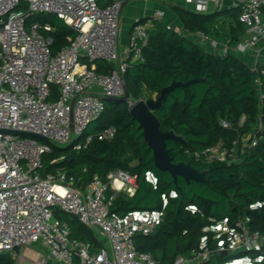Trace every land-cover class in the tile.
Segmentation results:
<instances>
[{
  "label": "built area",
  "instance_id": "2783aa9c",
  "mask_svg": "<svg viewBox=\"0 0 264 264\" xmlns=\"http://www.w3.org/2000/svg\"><path fill=\"white\" fill-rule=\"evenodd\" d=\"M125 1L0 0V130L46 139L0 133V257L13 264L23 263L25 249L35 244L47 255L39 253L32 264H161L150 254L137 251L133 241L136 235L154 232L161 221L160 213H133L123 219L110 215L117 193L133 196L134 177L115 170L105 179L94 175L79 186L64 170L44 173L42 161L53 145L73 144L74 150H80L91 142L92 136L79 139L104 111L102 98L122 97L126 69L143 62L142 50L148 39V29L143 24L136 22L131 27L127 44L120 50L119 22ZM263 4L264 0L240 2L238 21L244 35L235 42L236 52L248 53L259 43L264 45ZM206 9V1L195 2L197 13ZM45 14L55 16L76 32L73 40L55 54L51 52L49 36L53 27L48 23H28L32 16ZM162 16L156 12L152 21ZM97 61L111 64V71L96 72ZM253 69H260L264 75V61ZM256 84L262 100L259 79ZM244 121L242 117L239 126ZM219 124L231 128L226 120ZM260 130L257 122L230 144L219 141L201 150L185 149L184 155L202 164L239 163L240 155L256 145ZM115 133V128L110 127L95 137L108 142ZM55 210L105 237L109 248H94L88 241L72 239L68 222L58 219ZM208 222L202 231L214 234V251L193 250L187 256L175 257L171 264H208L215 252L236 256L264 247V232L251 231L244 219L238 220L235 228L213 218Z\"/></svg>",
  "mask_w": 264,
  "mask_h": 264
},
{
  "label": "trees",
  "instance_id": "16d2710c",
  "mask_svg": "<svg viewBox=\"0 0 264 264\" xmlns=\"http://www.w3.org/2000/svg\"><path fill=\"white\" fill-rule=\"evenodd\" d=\"M182 32L167 28L160 20L152 21L148 39L142 50L143 62L131 64L124 73L127 101L104 102L100 117L90 123L79 141L92 136L84 148L74 150L73 144L53 145L42 157L44 173L64 170L83 186L94 175L105 179L115 170L127 172L135 178L133 196L117 193L110 215L119 219L129 214L158 212L161 221L150 235L133 238L137 251L150 254L161 264H171L179 255L187 256L193 250L204 248L214 251L217 239L212 232L204 233L208 219L224 221L235 228L244 219L251 231L264 232V99L259 100L256 80L264 93V75H256L248 65L232 55H217L189 40L187 35L201 34L218 38L225 31L230 42L244 35L238 21L239 7H231L211 14L193 13L175 9ZM264 17V4L262 6ZM48 23L53 27L51 52L55 54L68 45L76 32L61 20L50 15H34L28 23ZM140 23V22H139ZM227 23V28L225 27ZM112 65L95 63V71L108 73ZM203 79L187 87L174 88L152 111L162 132H172L182 141L167 140L166 148L174 163L184 162L198 171H205V183H186L178 177L176 183L168 172L157 170L138 123L129 112V103L155 100L160 91L172 82L185 83ZM244 124L239 126L241 118ZM226 120L231 128H222ZM260 122L257 143L241 156L239 163L194 162L184 155L185 149L201 150L223 141L230 144ZM114 127L111 141H99L95 135ZM58 219L67 221L71 238L101 246L94 233L76 219L59 210ZM236 258H246L251 264H264V247L236 256H214L208 264H227ZM0 264H13L0 257Z\"/></svg>",
  "mask_w": 264,
  "mask_h": 264
},
{
  "label": "crops",
  "instance_id": "0c3cea01",
  "mask_svg": "<svg viewBox=\"0 0 264 264\" xmlns=\"http://www.w3.org/2000/svg\"><path fill=\"white\" fill-rule=\"evenodd\" d=\"M196 1L198 0H126L120 13V50L123 51L125 48L131 27L136 22L143 24L148 31L152 29V17L156 12H161L163 14L160 21L164 25L177 32H182L181 23L176 15L175 9H183L197 13L195 11ZM202 1L207 2V9L203 14H211L216 11H224L228 8L239 6L240 2L244 0H217L216 3L211 0ZM225 27L227 28V23H225ZM187 38L211 54L232 55L244 62L254 71L255 69H253V67L261 63V61H264V45L259 43L256 49L248 53H238L234 48L236 41L229 43L228 39L225 37V31L221 32L218 38L204 37L200 34L187 35ZM94 235L98 240V235L96 233H94ZM101 245L109 248L108 242L106 245Z\"/></svg>",
  "mask_w": 264,
  "mask_h": 264
},
{
  "label": "water",
  "instance_id": "95a60500",
  "mask_svg": "<svg viewBox=\"0 0 264 264\" xmlns=\"http://www.w3.org/2000/svg\"><path fill=\"white\" fill-rule=\"evenodd\" d=\"M253 74L256 75V72L253 71ZM200 81H203V79H192L185 83L172 82L168 87H165L160 91L157 99L148 101L138 100L131 103L128 107V112L131 118L138 123V130L142 132L143 139L148 149L152 152L154 167L159 171L168 172L174 183H176L178 177L182 178L186 183H189L190 181L205 183L206 172L198 171L182 161L178 163L173 162V159L166 148V141H182V138L175 136L172 132H162L159 128V123L156 117L152 114V111L161 105V102L174 88L187 87ZM102 100L104 102L116 100L127 101L128 92L125 88L122 97L118 99L103 97ZM0 133L31 136L46 140L43 137L26 132L0 130ZM214 255L216 257H223L226 256V252H215Z\"/></svg>",
  "mask_w": 264,
  "mask_h": 264
},
{
  "label": "rangeland",
  "instance_id": "374dc122",
  "mask_svg": "<svg viewBox=\"0 0 264 264\" xmlns=\"http://www.w3.org/2000/svg\"><path fill=\"white\" fill-rule=\"evenodd\" d=\"M45 15H48V14H45ZM50 16H53V15H50ZM61 146L65 147L66 145H61ZM68 217L73 218L70 215H68ZM97 235H98L99 242L103 245H106L107 240L105 239V237H103L99 234H97ZM39 253H42V255H44V256L47 255V252L45 250H43L38 244L30 245L29 247H27L25 249V251L23 253L25 261L23 263H20V264H32V263H34L38 259ZM228 264H250V262L246 258H236V259H233Z\"/></svg>",
  "mask_w": 264,
  "mask_h": 264
}]
</instances>
